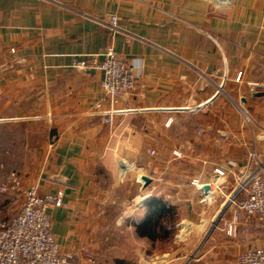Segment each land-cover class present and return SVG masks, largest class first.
Returning <instances> with one entry per match:
<instances>
[{
  "label": "crops",
  "instance_id": "0c3cea01",
  "mask_svg": "<svg viewBox=\"0 0 264 264\" xmlns=\"http://www.w3.org/2000/svg\"><path fill=\"white\" fill-rule=\"evenodd\" d=\"M108 46L137 74L129 105L152 106L112 124L101 118L113 105L103 70L72 65ZM252 153L264 163V0H0V163L24 187L63 191L48 213L73 264H92L82 248L95 264H120L126 231L174 242L185 231L190 253L164 252L166 264H234L264 246L258 216L226 197ZM117 183L137 185L119 211ZM154 196L167 213L151 238L137 225Z\"/></svg>",
  "mask_w": 264,
  "mask_h": 264
},
{
  "label": "built area",
  "instance_id": "2783aa9c",
  "mask_svg": "<svg viewBox=\"0 0 264 264\" xmlns=\"http://www.w3.org/2000/svg\"><path fill=\"white\" fill-rule=\"evenodd\" d=\"M117 22L118 16L112 15V28L117 26ZM72 65L78 69L91 67L103 70L101 87L104 99L113 104L101 113V118L106 124H112L116 114L151 109L152 106L148 102L142 106L129 105L132 91L136 87L137 74L113 46H108L102 53L74 58ZM240 76L241 72L236 78L239 79ZM118 102H125L127 105L114 106ZM171 122L172 118H169L167 123ZM175 154L181 155V152L175 150ZM228 163L231 166L237 164L234 160H229ZM215 173L218 176H226L228 169L216 167ZM193 182L203 187V183H199L198 179ZM218 188L224 192L221 187ZM0 191L23 194L19 211L12 216L0 218V264H73L77 251L60 250L48 213V208L63 203V191L46 192L38 184L24 187L21 173L16 169L8 172L6 180L0 184ZM226 197L227 201L239 205L248 214L258 216L264 236V163L257 160L255 153L251 154L249 163L235 174L234 186ZM234 230L235 226L230 224L228 231ZM81 251L92 264L96 263L95 254L91 250L82 248ZM234 264H264V246L249 248L240 253Z\"/></svg>",
  "mask_w": 264,
  "mask_h": 264
},
{
  "label": "rangeland",
  "instance_id": "374dc122",
  "mask_svg": "<svg viewBox=\"0 0 264 264\" xmlns=\"http://www.w3.org/2000/svg\"><path fill=\"white\" fill-rule=\"evenodd\" d=\"M127 165V164H126ZM133 167V166H132ZM15 168L11 164L7 162L0 163V184L4 182L3 174L7 170H11ZM123 169V168H122ZM121 171V172H120ZM124 170L117 169V174L122 175ZM131 170L130 172H133ZM129 172V171H128ZM138 173V171H137ZM107 180H109L108 175L106 176ZM109 182V181H108ZM141 181H139L140 184ZM116 191V209L119 211L123 206L124 201L130 200V198L136 193L137 185L136 183H125L119 184L117 183L115 186ZM23 202V194L22 192H2L0 191V218L12 216L17 213L22 206ZM121 229V228H119ZM118 229V230H119ZM120 231V230H119ZM125 235H121L122 240L121 243L117 242V250L120 252H127L125 255V259H121L122 262L120 264H166L160 259V255L164 252L166 253H174V254H183L188 256L189 251L191 250V243H188L185 238V231L181 232L182 239L180 241H173L171 238H162L158 240H139L132 241V237H130L129 232L126 231L122 233ZM184 238V239H183ZM118 241V240H117ZM119 254H122L120 253ZM143 252V254H142Z\"/></svg>",
  "mask_w": 264,
  "mask_h": 264
},
{
  "label": "trees",
  "instance_id": "16d2710c",
  "mask_svg": "<svg viewBox=\"0 0 264 264\" xmlns=\"http://www.w3.org/2000/svg\"><path fill=\"white\" fill-rule=\"evenodd\" d=\"M166 201L159 197H152L147 201L151 208L144 220L137 225V230L142 235L155 238L160 231H163L162 216L167 213ZM167 232V230H165Z\"/></svg>",
  "mask_w": 264,
  "mask_h": 264
},
{
  "label": "water",
  "instance_id": "95a60500",
  "mask_svg": "<svg viewBox=\"0 0 264 264\" xmlns=\"http://www.w3.org/2000/svg\"><path fill=\"white\" fill-rule=\"evenodd\" d=\"M142 180L144 181V184L145 185H147L149 182H150V180H151V178L149 177V176H147V175H143L142 176ZM203 188L206 190V191H208L210 188H211V184L210 183H204L203 184Z\"/></svg>",
  "mask_w": 264,
  "mask_h": 264
}]
</instances>
